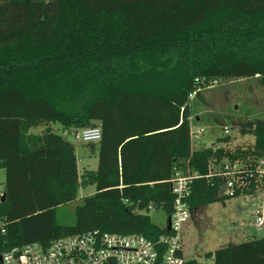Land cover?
Instances as JSON below:
<instances>
[{
	"label": "trees",
	"instance_id": "16d2710c",
	"mask_svg": "<svg viewBox=\"0 0 264 264\" xmlns=\"http://www.w3.org/2000/svg\"><path fill=\"white\" fill-rule=\"evenodd\" d=\"M255 77L264 85V0H0V216L8 221L0 255L94 228L153 240L168 234L149 211L172 213L176 171L207 175L240 161L254 172L264 157V118L240 120L253 146L191 148L192 97L203 99L212 82ZM56 123L64 131L101 128L100 140L89 142L99 147L96 170L79 174L75 146L53 131ZM41 125L43 133L32 132ZM250 180L229 197L220 174L195 179L191 214L255 192ZM88 185L95 192L77 206L75 222L59 223L56 209ZM205 256L264 264V236Z\"/></svg>",
	"mask_w": 264,
	"mask_h": 264
},
{
	"label": "rangeland",
	"instance_id": "374dc122",
	"mask_svg": "<svg viewBox=\"0 0 264 264\" xmlns=\"http://www.w3.org/2000/svg\"><path fill=\"white\" fill-rule=\"evenodd\" d=\"M203 99L192 97V115L194 130H202L199 138L191 143L192 150H203L220 144L232 149L253 146L255 138L241 130L242 121L264 118V85L259 77L252 79H234L212 82L202 91ZM215 115L221 116L226 122H215ZM239 121V124L235 122ZM253 121V120H252ZM249 122V121H247ZM53 131L63 134V126L52 124ZM46 125L32 130L33 133H43ZM229 136L230 142L222 143L220 139ZM76 149L79 174L87 170H96L98 167V144L82 142L72 135H66ZM94 146V149H93ZM6 171L0 168V194L5 193ZM95 192L94 185L81 187L78 195L72 202L60 205L56 209L57 220L61 224L72 225L75 222V210L81 205L83 198ZM264 197V192L252 195L243 194L239 197L219 201L197 208L184 227L186 239L185 257L197 259L199 264H214L213 258L205 254L210 251L248 240L251 236H264V227L253 225L251 211L257 207ZM151 219L160 227H164L167 219L163 208L152 209L149 212Z\"/></svg>",
	"mask_w": 264,
	"mask_h": 264
},
{
	"label": "built area",
	"instance_id": "2783aa9c",
	"mask_svg": "<svg viewBox=\"0 0 264 264\" xmlns=\"http://www.w3.org/2000/svg\"><path fill=\"white\" fill-rule=\"evenodd\" d=\"M201 132L194 130L192 125L191 143ZM63 134H75L77 139L89 143L100 140L102 132L100 127H92L81 131L73 128ZM215 174L225 179L223 193L226 196L233 197L236 190L249 189L251 178H255L258 189L246 195L264 192V157L259 159L254 172L240 161L219 163L207 175L178 170L169 180L174 202L171 227L168 229V219L164 226L170 231L168 234L153 240L139 233H111L94 228L56 238L48 245L30 242L11 246L2 252L0 260L2 264H185L182 232L191 217L188 200L192 194V182L201 176L209 178ZM251 214L253 225L264 227V197ZM7 224L8 221L0 216V237L5 234Z\"/></svg>",
	"mask_w": 264,
	"mask_h": 264
},
{
	"label": "water",
	"instance_id": "95a60500",
	"mask_svg": "<svg viewBox=\"0 0 264 264\" xmlns=\"http://www.w3.org/2000/svg\"><path fill=\"white\" fill-rule=\"evenodd\" d=\"M6 167V162L5 161H2L0 162V168H5ZM0 199L1 201H4L6 199V194L3 193V194H0ZM171 227V216L169 215L168 216V229H170Z\"/></svg>",
	"mask_w": 264,
	"mask_h": 264
},
{
	"label": "crops",
	"instance_id": "0c3cea01",
	"mask_svg": "<svg viewBox=\"0 0 264 264\" xmlns=\"http://www.w3.org/2000/svg\"><path fill=\"white\" fill-rule=\"evenodd\" d=\"M192 148V147H191ZM93 149H94V146H93ZM195 213V212H194ZM193 214H191V216H192ZM167 219H168V216H167ZM167 219H166V221H167ZM185 227V226H184ZM183 230H184V228H183ZM182 237H183V244H184V250H185V245H186V239H185V234H184V231L182 232ZM231 244V243H230ZM185 252V251H184ZM184 255H185V253H184ZM187 259V258H186Z\"/></svg>",
	"mask_w": 264,
	"mask_h": 264
}]
</instances>
